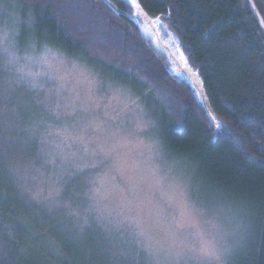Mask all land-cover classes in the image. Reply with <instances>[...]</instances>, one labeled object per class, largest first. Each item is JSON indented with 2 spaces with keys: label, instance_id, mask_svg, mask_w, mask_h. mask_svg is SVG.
<instances>
[{
  "label": "rangeland",
  "instance_id": "obj_1",
  "mask_svg": "<svg viewBox=\"0 0 264 264\" xmlns=\"http://www.w3.org/2000/svg\"><path fill=\"white\" fill-rule=\"evenodd\" d=\"M31 17L0 0V264H246L250 215L224 208L165 150L152 96L41 44ZM176 56L175 78L196 85ZM119 71L180 122L185 107L155 85L156 71Z\"/></svg>",
  "mask_w": 264,
  "mask_h": 264
},
{
  "label": "trees",
  "instance_id": "obj_2",
  "mask_svg": "<svg viewBox=\"0 0 264 264\" xmlns=\"http://www.w3.org/2000/svg\"><path fill=\"white\" fill-rule=\"evenodd\" d=\"M137 2L168 48L153 31L143 32L149 25L133 18L129 0H19L23 17L32 16L35 33L47 42L41 44L115 72L144 101L152 96L165 150L191 163L224 208L250 215L255 246L246 264H264V0ZM174 52L185 57L202 93L175 78ZM145 65L156 71L155 85L183 103L180 122L145 84L119 71Z\"/></svg>",
  "mask_w": 264,
  "mask_h": 264
},
{
  "label": "water",
  "instance_id": "obj_3",
  "mask_svg": "<svg viewBox=\"0 0 264 264\" xmlns=\"http://www.w3.org/2000/svg\"><path fill=\"white\" fill-rule=\"evenodd\" d=\"M107 1V0H106ZM139 12V10L138 11H136V12H134V15H133V18H137V17H139L140 16V14L138 13ZM145 19H143L145 22H146V24H148L149 25V27L152 29V31L156 34V36H157V38H158V41H161L160 39H159V34L156 32V29H155V27H154V23H153V21H151V19H149V18H147V17H145V16H143ZM161 45L163 46V47H165V48H168V47H166V45H164L163 43H162V41H161ZM168 51H169V49H168ZM192 78H193V80L196 82V85H197V88H198V90L202 93V91H201V88H200V86H199V83L197 82V79H196V76L193 74V73H191V74H189Z\"/></svg>",
  "mask_w": 264,
  "mask_h": 264
},
{
  "label": "snow or ice",
  "instance_id": "obj_4",
  "mask_svg": "<svg viewBox=\"0 0 264 264\" xmlns=\"http://www.w3.org/2000/svg\"><path fill=\"white\" fill-rule=\"evenodd\" d=\"M129 3H131L136 9H139L140 8V4L137 2V0H129ZM185 63H187L186 60H185ZM212 119H213V121H215V117H212ZM216 127H220V125L217 123L216 124ZM214 252H215L214 250H209L208 251V254L209 255H213Z\"/></svg>",
  "mask_w": 264,
  "mask_h": 264
}]
</instances>
